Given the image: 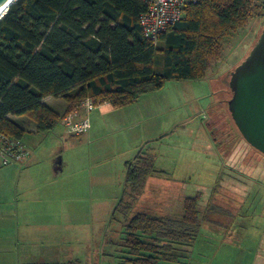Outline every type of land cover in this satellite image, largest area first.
I'll use <instances>...</instances> for the list:
<instances>
[{
	"label": "rangeland",
	"instance_id": "1",
	"mask_svg": "<svg viewBox=\"0 0 264 264\" xmlns=\"http://www.w3.org/2000/svg\"><path fill=\"white\" fill-rule=\"evenodd\" d=\"M248 16L244 24L227 31L215 44L206 62L205 79L169 81L133 105L112 108V114H103L107 109L96 106L89 121L94 133L97 129L101 133V139L92 146L95 152L105 147L101 156L93 157L92 149L88 151L92 142L84 144L86 135L67 136L70 134L62 122L46 135L28 130L22 142L29 152L35 143L45 147L51 136L57 139L52 149H61L58 156L72 149L70 153L83 151L84 157L88 155V168L73 169L77 175L71 177L76 189L72 200L66 198L71 194H67L69 183L63 177L37 180V174H20L23 161L0 168V182L6 184L10 201L4 214H0V246L4 247L0 250V264H32L20 257L30 250L17 241L18 232L25 228L17 224L21 209L49 213L71 206L77 210V219L68 223L71 227L63 225L64 231L56 228L49 232L61 238L47 241L54 245V256L45 260L49 264H119L124 217L115 213V208L125 182L121 159H133L136 147H143V152L144 148L151 150L156 170L168 177L147 180L133 213L173 216L181 211L186 197H200L198 236L181 264H264V155L244 140L228 109L231 73L249 55L264 28V0H252ZM157 47L163 48L161 44ZM162 59L161 54L156 58L157 73L162 72ZM51 101L43 103L51 106ZM209 112L213 113L216 128L227 137L218 147L216 136L213 140L208 132ZM82 170H88V175ZM51 183L55 184L52 188L35 196L34 186ZM27 190L28 197L23 200ZM32 217L31 214L27 219ZM46 236V231L40 232L42 240ZM49 250L44 247L41 251Z\"/></svg>",
	"mask_w": 264,
	"mask_h": 264
},
{
	"label": "trees",
	"instance_id": "2",
	"mask_svg": "<svg viewBox=\"0 0 264 264\" xmlns=\"http://www.w3.org/2000/svg\"><path fill=\"white\" fill-rule=\"evenodd\" d=\"M251 2L188 4L155 45L140 25L142 0H15L0 18V134L22 141L32 123L45 135L86 99L122 108L169 81L205 79L215 44L247 21ZM47 98L64 101L65 112L45 105ZM155 173V157L142 151L126 164L115 208L124 217L119 264H181L197 239L199 196L173 216L132 212Z\"/></svg>",
	"mask_w": 264,
	"mask_h": 264
},
{
	"label": "crops",
	"instance_id": "3",
	"mask_svg": "<svg viewBox=\"0 0 264 264\" xmlns=\"http://www.w3.org/2000/svg\"><path fill=\"white\" fill-rule=\"evenodd\" d=\"M45 100H52L51 106H49V107H52L54 109H58L60 112H65V110L67 108L66 103L60 99L47 98ZM103 106L107 109L105 111V113H103V114L114 113V111H111L112 107H110L108 104H103ZM209 115H210V121L208 123V128H209L208 132H209L211 139L214 140L215 135H214L212 129L213 128L216 129V131H218L219 133H220V130L213 127V125L211 124V119L214 120L213 113L209 112ZM79 116H81V113H78V117ZM27 126H28V130H31V131L34 130L36 132L35 126L32 123H30V124L28 123ZM96 128H97V126L95 127V129ZM51 132H49V133H51ZM49 133H47V134H49ZM67 136L74 137L73 135H67ZM223 136H224V134H220L218 138L223 140L224 139ZM80 137H84V144L85 143L90 144L92 142L88 151L91 152V149H92V153H93L92 156L93 157L101 156L102 154L105 153V151H104L105 147L104 146L99 147L96 152L93 150V147H92L96 142L99 141V139H101V133L98 131V129L94 133V128L92 126H90V129L87 132V134L85 133L84 135H82ZM46 140L48 141V143L45 147H43V145H39L36 143L33 144L32 150H31V152H29V156L27 157V159H25V161L22 162V165H20L21 171H19V172H20V174L29 175V176L32 174H37V180L41 177H46V176L54 178L56 180L58 178L63 177L65 179V181L67 183H69V185L66 187L67 194H71V195H68L69 197H66V198L69 200L75 199L76 189H75L74 185H72L73 182L71 180V177H76L77 173L75 175V171H73V169L78 167V166H83L84 169L88 168V164L85 163V161H87L88 155L85 154V157H84V152L79 151V150H77L74 153H70L74 150V149H72L71 151H69V152L65 151L64 154H61L58 156V153L60 152L61 149L60 148H58L57 150L52 149V148H55L54 142L57 139H53L51 136H49ZM215 140H216L215 143L217 144V147H218L219 145H222L226 142L227 137H225V139L223 140L222 143L218 142L217 137L215 138ZM27 142L30 143V138L27 139ZM84 144H82V146H85ZM217 147H215V148L217 149ZM137 148L138 147H136L135 150H133V154H132V155L136 154L135 157L141 151L143 152V149H142L143 147H141L139 150H137ZM76 149H79V148H76ZM144 153L153 155L151 150H148L145 148H144ZM92 156H90V157H92ZM127 159H124V158L121 159V163H123V171L125 174L124 181L126 180V164L133 160L130 158H127ZM80 160H84V161H80ZM9 165H11V163H7V162L0 160V168L6 167ZM16 168L19 169L18 166H14V169H16ZM82 171H85L86 175H88V170H82ZM158 176L165 178V179L168 177V175L164 174L163 171H158V173H155L152 177H150V179L153 177L157 178ZM173 181L179 182L176 180H173ZM54 185H55L54 183H51L48 185H44L42 187H39L37 185L34 186L33 190L36 192L35 196H37L38 192H41V190H43L44 192H47L48 189L52 188ZM124 186H125V182H124ZM27 192H28V190L23 193V195H24L23 200H25L28 197V196H26ZM186 198H192V197H186ZM183 199H184V196H183ZM19 201H21V200H19ZM34 201H37V199L34 198L33 202ZM9 204H10V201H9L7 187H6V184L1 180V182H0V214H4L6 208L9 206ZM71 207L72 208H70L68 210L67 209H65L63 211L58 210L57 212L55 211V212H49V213L48 212H42V210H39V211L33 210L32 211V210H25V209H21L18 212L17 224H18V226H24L25 228H22V230H20L18 232L17 241H18V244H20L21 246L28 245L29 248L28 247L27 248L30 249L29 251H26L25 254H22L20 256L23 259L25 258L26 259L25 261H28L26 263H32V264H49L50 263V262H48V260H45V259H48L49 256H51V257L54 256V250H53L54 245H52L53 243L48 244L47 241L52 238L55 242V240H58L61 238V235H55V234L51 235V234H49V232L53 233V231H55L56 228H58V231H64L61 228L63 225H66L67 227H71V225H69L68 223H70L74 219H77L76 215L78 214L76 208L73 206H71ZM46 210H48V209H46ZM46 210H43V211H46ZM49 211H50V209H49ZM181 211H182V209H181ZM181 211H179V212L177 211L176 213H180ZM31 214L33 215L32 220L27 219L31 216ZM61 214H63L64 217L66 216V218H61L60 217V216H62ZM157 215L162 216V214H157ZM27 222L30 223V226H29V223H27ZM42 231L47 232V236L44 240H42L40 237V232H42ZM69 231H70V229H69ZM1 233H3L2 227H0V234ZM2 235H4V234H2ZM44 247H49L50 250L44 253L41 251ZM2 249H4V247L0 246V250H2Z\"/></svg>",
	"mask_w": 264,
	"mask_h": 264
},
{
	"label": "water",
	"instance_id": "4",
	"mask_svg": "<svg viewBox=\"0 0 264 264\" xmlns=\"http://www.w3.org/2000/svg\"><path fill=\"white\" fill-rule=\"evenodd\" d=\"M9 0H0V9ZM228 103L231 118L244 140L264 155V28L249 55L231 73Z\"/></svg>",
	"mask_w": 264,
	"mask_h": 264
},
{
	"label": "built area",
	"instance_id": "5",
	"mask_svg": "<svg viewBox=\"0 0 264 264\" xmlns=\"http://www.w3.org/2000/svg\"><path fill=\"white\" fill-rule=\"evenodd\" d=\"M202 0H142L146 11L140 17L144 37L157 45L159 37L183 18L188 4ZM96 108L92 99L78 104L62 121L68 134L80 137L90 129L89 115ZM78 113L81 116L78 117ZM29 151L21 140L0 134V160L20 163L27 159Z\"/></svg>",
	"mask_w": 264,
	"mask_h": 264
},
{
	"label": "flooded vegetation",
	"instance_id": "6",
	"mask_svg": "<svg viewBox=\"0 0 264 264\" xmlns=\"http://www.w3.org/2000/svg\"><path fill=\"white\" fill-rule=\"evenodd\" d=\"M211 124L213 125V127L216 128L215 125H216L217 123H216L215 120H212V119H211ZM212 131H213L214 135L217 137L218 142H219V143H222L223 140H224L225 138L222 140V139H219L218 137H219L220 134H224V132H223V131H220V133H219V132L216 131V129H214V128L212 129ZM222 132H223V133H222Z\"/></svg>",
	"mask_w": 264,
	"mask_h": 264
},
{
	"label": "bare ground",
	"instance_id": "7",
	"mask_svg": "<svg viewBox=\"0 0 264 264\" xmlns=\"http://www.w3.org/2000/svg\"><path fill=\"white\" fill-rule=\"evenodd\" d=\"M15 0H9V2L3 6L1 9H0V18L3 17V15L7 12L8 8L10 7V5L14 2Z\"/></svg>",
	"mask_w": 264,
	"mask_h": 264
}]
</instances>
